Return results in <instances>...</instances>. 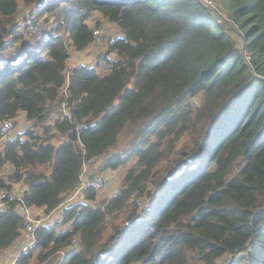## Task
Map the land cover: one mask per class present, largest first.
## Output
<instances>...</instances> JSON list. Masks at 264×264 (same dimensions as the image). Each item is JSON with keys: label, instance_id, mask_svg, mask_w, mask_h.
Segmentation results:
<instances>
[{"label": "trees", "instance_id": "1", "mask_svg": "<svg viewBox=\"0 0 264 264\" xmlns=\"http://www.w3.org/2000/svg\"><path fill=\"white\" fill-rule=\"evenodd\" d=\"M94 11L120 28L117 57L107 73L67 74L70 46L95 41ZM44 14L55 26L37 23ZM19 113L32 124L6 141L0 167L45 215L86 162H134L103 206L89 187L61 221L40 222L13 264L57 251L58 264H264V0H0V121ZM52 114L57 144L35 130L48 133ZM19 203L0 209V254L22 237Z\"/></svg>", "mask_w": 264, "mask_h": 264}, {"label": "rangeland", "instance_id": "2", "mask_svg": "<svg viewBox=\"0 0 264 264\" xmlns=\"http://www.w3.org/2000/svg\"><path fill=\"white\" fill-rule=\"evenodd\" d=\"M208 3H211V0H205ZM29 7L26 8V6L21 5L20 6V20L23 17V15L27 16L29 15ZM31 10V9H30ZM53 15L51 14H44L43 17H40L37 21V23L44 24L46 23L49 26H55V22L53 20ZM29 18H32L30 16ZM49 19L46 21V19ZM87 23L90 26H99L101 25L102 31L100 33V36L95 39V41L90 44L87 48L83 50H75L72 46H70V56L67 59V74H70L73 67L79 64L85 65V66H93L98 71H101L103 73H107L109 71V63L107 62V59L110 58H116L117 54L116 52H108V43L110 42L111 38L116 37L117 35L121 34V30L119 27H117L114 23L108 21L98 11H94L90 18L87 20ZM21 29L23 30V38L22 39H30L34 33L33 28L30 26L27 28L25 26V23L22 22ZM20 29V30H21ZM21 30V31H22ZM99 34V33H98ZM239 40V39H238ZM72 47V48H71ZM60 110L62 113L68 112V109L66 106L61 105ZM56 115L52 114L47 121L46 124L50 126L48 133L44 132V129L42 128V125L38 126L35 130L40 132V134L44 137L51 136V142L54 144H57L60 140L63 139V136L54 128L52 127L54 119ZM15 122L13 124V128L8 132L6 135V138H2L4 135V132L0 128V150H2L4 144L6 141L12 137L15 136L17 133L23 131L28 127V125L32 124V122L28 119H26L24 113H19L18 116L15 118ZM1 124V121H0ZM129 144V138L122 135L118 142L117 146H115L114 150H118L119 152L125 150V148ZM103 156L97 157L91 160L90 162H86L83 166L82 173H81V181L80 185L77 187L80 188L83 186V182H85L88 178H91L95 175L101 177L102 185L99 188H94L96 191V201L93 204H99L101 206L104 205L105 201L108 200L122 185V179L124 177V174L126 173L127 169L132 165L134 162V159L131 158L126 163L118 166L115 169L110 168H102L103 164ZM13 167L9 163H5L0 167V175L6 180L7 183L10 184L11 189L17 190L19 192L24 191L27 188V184L23 182V180H16L13 181V178H9L10 174L13 172ZM44 172H48L47 168L41 169ZM152 187L150 184L149 188ZM75 189V190H77ZM75 190L71 193H69L63 204H61L60 207L56 208V212H59L61 210H64L65 207H68L71 204L79 203V202H85L86 199L84 198V192L81 190L78 191L77 194H74ZM32 209V219L35 217L39 220L45 217V214L43 211H38L35 208L31 207ZM55 218V217H54ZM118 222L123 221V214H120L117 217ZM54 222V221H52ZM69 224L65 225H59L58 229H63L65 227H68ZM22 235L24 236L23 239L17 240L14 244H12L8 249H5L0 254V264H13L16 257L18 256L19 252L24 248V246H29L27 236L29 235L28 231L25 230V228L22 229ZM27 240V241H26ZM23 241V242H21ZM72 247H77L79 242L78 240H73ZM31 244V243H30ZM62 251H57L55 254H52L48 258L44 259L41 264H58L59 261L62 258ZM229 258H226L228 260Z\"/></svg>", "mask_w": 264, "mask_h": 264}, {"label": "built area", "instance_id": "3", "mask_svg": "<svg viewBox=\"0 0 264 264\" xmlns=\"http://www.w3.org/2000/svg\"><path fill=\"white\" fill-rule=\"evenodd\" d=\"M202 1L204 3H208L205 0H202ZM101 31H102L101 25H99L97 28H95L93 30V33L95 35V39H97L100 36ZM13 124H14V120H4L1 122L0 128L4 132V135L2 136V138H6V135L8 134V132H10L11 128L13 127ZM80 181H81V177H80ZM79 185H80V183H79ZM101 185H102L101 177L95 175L92 177V179L88 178L85 182H83L82 187H80L78 189L76 188L77 190H75L74 194H77L78 191H80V190L83 192L84 189L89 188V187L99 188ZM22 193L23 192H18L14 189H11V190L1 189L0 190V209L4 208L6 206V204L10 201L19 200L20 203L17 206V211L21 212L23 214V216L25 217L24 228L29 233V235H28L29 238L27 239L28 240L27 242H28V244H30V243H32V240H33L32 233H33L35 227L40 222L61 221L63 219V210L56 212V209H54L49 214L45 215V217L42 218L41 220H39L35 217L32 219L33 216H32V210L30 209L31 207L26 206L24 204V202L22 201V199H23ZM63 202L61 204H63ZM61 204L58 207H60ZM24 248H27V246H24Z\"/></svg>", "mask_w": 264, "mask_h": 264}, {"label": "crops", "instance_id": "4", "mask_svg": "<svg viewBox=\"0 0 264 264\" xmlns=\"http://www.w3.org/2000/svg\"><path fill=\"white\" fill-rule=\"evenodd\" d=\"M33 208H35L36 210H38V211H42V209L41 208H36V207H33ZM32 210V209H31ZM24 238V236L22 235V237H21V239H23ZM29 238V236H27V239ZM20 239V240H21ZM27 241V240H26ZM21 242H23V241H21Z\"/></svg>", "mask_w": 264, "mask_h": 264}]
</instances>
